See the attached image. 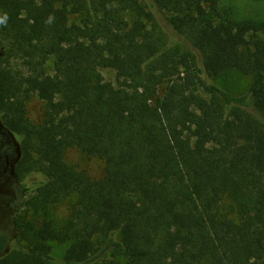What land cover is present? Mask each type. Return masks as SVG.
<instances>
[{
  "label": "trees",
  "instance_id": "1",
  "mask_svg": "<svg viewBox=\"0 0 264 264\" xmlns=\"http://www.w3.org/2000/svg\"><path fill=\"white\" fill-rule=\"evenodd\" d=\"M0 110L22 183L0 264H264V22L219 0H0Z\"/></svg>",
  "mask_w": 264,
  "mask_h": 264
},
{
  "label": "rangeland",
  "instance_id": "2",
  "mask_svg": "<svg viewBox=\"0 0 264 264\" xmlns=\"http://www.w3.org/2000/svg\"><path fill=\"white\" fill-rule=\"evenodd\" d=\"M221 9L228 10L234 13L239 19H252L259 22H264V1L254 2L250 0H219ZM14 73L18 75H24L26 70L22 63L14 61L11 63ZM47 72L53 74L51 63L46 65ZM105 82L115 83V74L109 70L102 71ZM224 82L234 91L242 92L246 89L248 80L245 77H241L235 73L224 78ZM42 102L36 95L31 96L27 103V110L29 117L32 121L36 122L40 114ZM68 163L70 166L78 171H85L91 178H100L103 171V162L95 157H84L77 150L73 149L68 155ZM11 195L0 194V230L7 229L8 224V210L9 202L12 201ZM74 204L73 197L67 200H62L54 207L50 208L51 217L53 218L54 225L61 226L66 221H69L71 215V208ZM31 211L28 214L31 215ZM53 247V254L56 257H61L64 253L65 246L58 245L57 243H51Z\"/></svg>",
  "mask_w": 264,
  "mask_h": 264
},
{
  "label": "flooded vegetation",
  "instance_id": "3",
  "mask_svg": "<svg viewBox=\"0 0 264 264\" xmlns=\"http://www.w3.org/2000/svg\"><path fill=\"white\" fill-rule=\"evenodd\" d=\"M21 158L19 140L6 121L0 110V194L11 195L12 201L8 205V224L9 227L0 230L1 233H10L12 229V218L15 209L17 193L21 192L17 165ZM2 255L0 254V257Z\"/></svg>",
  "mask_w": 264,
  "mask_h": 264
}]
</instances>
